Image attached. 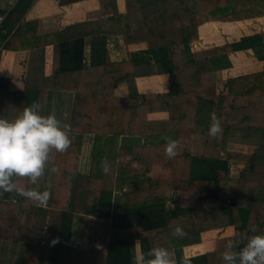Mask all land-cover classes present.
<instances>
[{
  "label": "trees",
  "instance_id": "obj_1",
  "mask_svg": "<svg viewBox=\"0 0 264 264\" xmlns=\"http://www.w3.org/2000/svg\"><path fill=\"white\" fill-rule=\"evenodd\" d=\"M125 1L126 11H115L109 18L124 44L145 43L128 59L112 61L105 54L101 62L85 65L82 36L59 40L51 89L74 92L71 145L63 153L51 154L48 168L59 171L51 172L49 212L23 197L0 198V242L12 243L9 264H17L19 244L20 264H95L98 255L104 257V264H134L132 241L110 235L138 232L143 250L163 246L173 253L199 242L204 230L233 225L239 235L217 239L212 252L192 259L224 264L222 253L230 239L252 235L253 227L264 232V31L206 49L190 46L204 21L264 15V0ZM32 2L17 0L8 11L0 10L2 48L11 49L13 40L34 30L23 18ZM237 50H250L263 62L261 68L230 76L220 88L200 81L203 72L231 67L228 53ZM163 73L170 83L167 92H138L136 77ZM121 83L126 85V96L115 94ZM43 90L7 95L24 107L33 102L42 106ZM149 109L165 110L168 116L148 119ZM213 113L223 127L218 139L208 136ZM88 132L93 133L91 162L88 172L81 173L76 162L82 135ZM168 134L181 142L176 157L167 158L165 146H157L146 156L121 159L129 153L120 145L121 135L150 139L149 144L157 145L166 143ZM231 143L253 149L231 150ZM105 159L108 173L102 170ZM230 160L243 162L235 178L230 176ZM125 180L132 183V191L124 194V210L117 216L111 210L113 190ZM16 183L36 187L22 179ZM38 187L41 191V181ZM172 191V205H167ZM87 205L96 220L92 246L82 250L70 245V235L75 211L86 213ZM177 226L187 233L184 238L173 236Z\"/></svg>",
  "mask_w": 264,
  "mask_h": 264
},
{
  "label": "crops",
  "instance_id": "obj_2",
  "mask_svg": "<svg viewBox=\"0 0 264 264\" xmlns=\"http://www.w3.org/2000/svg\"><path fill=\"white\" fill-rule=\"evenodd\" d=\"M234 2L237 0H228ZM17 2V0H0V10L8 11ZM124 13L126 11L125 0H33L30 7L24 13V20L32 23L34 30L26 31L21 37L16 38L10 43L11 49L2 48L3 42L0 43V92L5 96H0V117L5 118L12 116L16 118L23 110L22 102L15 100L8 92L22 91L32 88L43 90L42 109L43 114L55 111L59 119L64 123L72 126L73 114L72 106L74 102V92L72 91H54L52 74L56 66V48L62 37L74 39L83 37V63L85 65L104 60L105 54L112 61L126 60L131 52L140 50L145 47L144 42H133L124 44L123 38L117 33L114 22L109 18L111 14ZM1 19V15H0ZM254 22L257 27L251 32H245L250 26H243L246 23ZM249 25V24H248ZM264 31V15L244 18L238 20H219L210 19L204 21L197 27V38L191 41V50H201L217 45H222L239 39L243 35ZM26 45L21 47L20 45ZM231 61V67L215 69L203 72L200 75L201 82H211L223 87V82L230 76L238 73L240 69L247 71L261 68L263 62L251 54L250 50H237L228 53ZM239 63V64H236ZM252 67V68H250ZM138 92L140 93H165L169 90V80L166 73L142 75L135 78ZM115 94L120 96L127 95L126 85L119 84L115 88ZM20 102V103H19ZM168 116L165 110L148 111V119L165 118ZM92 132L82 135L80 145L79 159L76 162V170L81 173H87L91 162L92 151ZM165 137H171L168 134ZM165 139V138H164ZM150 140V139H149ZM146 141L143 138H134L129 135L120 136V145L129 151L128 154L121 157L127 160L133 157H142L148 155V149L164 144L153 145L151 140ZM156 141V140H153ZM228 144L230 147H248L247 151L251 152L253 147L250 145ZM231 149V150H233ZM236 167L235 173H239L243 166L242 161L234 160ZM231 160L229 161L230 165ZM232 173V171H230ZM233 174H230L232 177ZM238 174L236 175V177ZM41 191L48 190L52 182L51 168L46 169V174L41 178ZM20 188V187H18ZM132 191V183L125 180L123 184L115 185L112 195L111 210L114 215H122L124 210V194ZM78 193V192H77ZM174 193L175 192H171ZM0 198L6 201L19 200L22 197L16 192H5ZM77 198V196H76ZM79 199V196H78ZM172 205V203H170ZM47 212V204L43 206ZM77 214L73 218L72 233L70 235V245L88 250L92 246V236L96 216L89 209L86 213ZM234 233L233 225H227L221 228H212L200 233L201 239L197 243L183 246L181 249L174 250L173 254L178 262L182 257L191 255L198 258L199 255L212 252L216 247V240L230 236ZM48 236L45 228L46 240ZM112 237H127L132 241L134 255L141 249V243L138 232H119L110 235ZM11 241L3 239L0 242V264H9ZM22 244H19L17 264H20L22 254ZM104 257L98 255L95 264H104ZM202 260H192L191 264H211L210 261L201 262Z\"/></svg>",
  "mask_w": 264,
  "mask_h": 264
},
{
  "label": "clouds",
  "instance_id": "obj_3",
  "mask_svg": "<svg viewBox=\"0 0 264 264\" xmlns=\"http://www.w3.org/2000/svg\"><path fill=\"white\" fill-rule=\"evenodd\" d=\"M70 126L56 115L55 111L43 114L39 102L24 107L13 120L0 117V195L16 192L37 206H45L50 199L48 190L40 191L39 182L46 174L53 152L63 153L71 145ZM223 132L222 122L214 113L210 117L208 136L218 139ZM165 156L172 159L178 155L180 140L165 137ZM102 170L110 171L105 159ZM59 169L51 168L56 173ZM17 179L26 180L36 187H17ZM252 235L241 240L230 239L222 253L224 264H264V232L251 229ZM173 236L184 238L187 233L181 226L173 229ZM239 235V234H235ZM58 242V240L54 241ZM242 245V246H241ZM191 255L178 262L166 247L153 246L147 251L142 248L134 256V264H191Z\"/></svg>",
  "mask_w": 264,
  "mask_h": 264
},
{
  "label": "rangeland",
  "instance_id": "obj_4",
  "mask_svg": "<svg viewBox=\"0 0 264 264\" xmlns=\"http://www.w3.org/2000/svg\"><path fill=\"white\" fill-rule=\"evenodd\" d=\"M249 24V25H248ZM254 25H256L254 22H251V23H246V25H243V26H250V27H248V29L246 28L245 30V32H251V29L252 30H254V29H256L257 27H254ZM236 64H239V63H236ZM250 68H252V67H250ZM242 70L243 71H247L246 69H240V70H238L239 72L241 71L242 72ZM220 86H221V83H220V85H219V88H220ZM233 145H238V144H232V146ZM233 148H235V149H237V147H230V149H233ZM249 148L248 147H246V146H244V147H240V149H237V150H242V151H247ZM234 150V149H233ZM250 150V149H249ZM220 156H225V153H222V152H220ZM236 163L237 162H235L234 160H231V162H230V171H232V173H230V174H233L232 175V178H235L236 177V175L238 174V173H235V171H236V169L238 168V167H236ZM174 197V193H171V192H169V200H168V202H167V205H171L170 203H172V198Z\"/></svg>",
  "mask_w": 264,
  "mask_h": 264
},
{
  "label": "built area",
  "instance_id": "obj_5",
  "mask_svg": "<svg viewBox=\"0 0 264 264\" xmlns=\"http://www.w3.org/2000/svg\"><path fill=\"white\" fill-rule=\"evenodd\" d=\"M1 20V19H0Z\"/></svg>",
  "mask_w": 264,
  "mask_h": 264
}]
</instances>
